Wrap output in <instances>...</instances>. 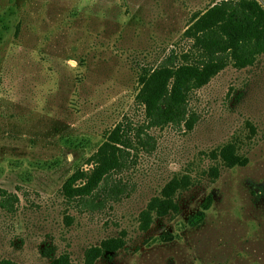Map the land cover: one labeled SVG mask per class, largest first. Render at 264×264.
Segmentation results:
<instances>
[{
    "label": "rangeland",
    "instance_id": "rangeland-1",
    "mask_svg": "<svg viewBox=\"0 0 264 264\" xmlns=\"http://www.w3.org/2000/svg\"><path fill=\"white\" fill-rule=\"evenodd\" d=\"M220 1L0 0V264H264V52L211 65L179 125L137 101L144 70L207 61L185 31ZM125 121L152 146L120 191L66 199Z\"/></svg>",
    "mask_w": 264,
    "mask_h": 264
},
{
    "label": "trees",
    "instance_id": "trees-1",
    "mask_svg": "<svg viewBox=\"0 0 264 264\" xmlns=\"http://www.w3.org/2000/svg\"><path fill=\"white\" fill-rule=\"evenodd\" d=\"M185 35L191 41L193 39L190 51L202 46L201 49L207 51V61L200 68L195 67L191 65L195 59L190 62V55L185 54L186 64L175 66L172 65L174 57L169 56L166 63L152 73L144 70L145 79L137 101L143 106L146 128L179 125L184 121L188 95L208 81L211 65L234 58L244 66L250 64L256 54L264 52V7L257 0L220 1L187 28ZM191 55L193 59L195 53ZM134 144L148 150L152 146V138L143 129H135L130 122L117 124L107 143L91 156L94 166L89 174L85 176L83 171H76L65 181L64 197L91 205L100 204L93 201L100 188L115 196L120 188L117 184L108 183L109 176L129 165V151L135 147ZM105 148L110 151L106 152ZM82 178L85 182L77 186L76 181ZM17 202L16 194L0 188L2 209L12 211ZM3 264L12 263L3 261Z\"/></svg>",
    "mask_w": 264,
    "mask_h": 264
}]
</instances>
